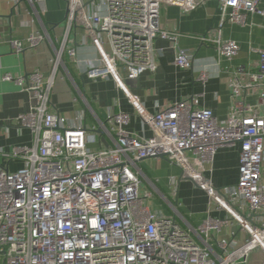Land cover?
Here are the masks:
<instances>
[{"label":"built area","instance_id":"built-area-1","mask_svg":"<svg viewBox=\"0 0 264 264\" xmlns=\"http://www.w3.org/2000/svg\"><path fill=\"white\" fill-rule=\"evenodd\" d=\"M27 1L34 9L44 2ZM64 1L65 32L53 48L50 73L35 69L25 76L2 75L29 95L28 107L16 121L30 130L32 141L0 148L5 160L22 161L12 171L0 165V264H239L252 250L264 253V49L250 47L258 64L235 68L233 103L224 120L186 99L149 112L125 80L155 71L154 40L170 42L175 66L193 64L190 52L176 45L181 34L161 27V8L190 11L206 0ZM263 1L216 0L219 22L199 40L212 45L219 60L233 59L240 47L222 37L224 23L244 24L246 14L264 16ZM75 25L89 36L93 58H78L77 47L67 45ZM45 40L51 42L48 34L35 30L9 43L20 53ZM64 53L82 66L87 79L112 78L138 114L141 132L147 128L150 135L128 130L131 115L126 111L110 109L97 125L54 111L50 96L59 67H64ZM198 79L204 83L207 73L201 71ZM247 89L256 93L255 103L241 96ZM97 135L111 144L103 146ZM235 145L237 181L217 190L206 173L220 148ZM160 154L238 223L246 234L240 246L215 238L228 218L209 215L186 229L174 216L156 215L148 208L144 199L149 192H139L137 163ZM234 205H246L250 215Z\"/></svg>","mask_w":264,"mask_h":264},{"label":"crops","instance_id":"crops-1","mask_svg":"<svg viewBox=\"0 0 264 264\" xmlns=\"http://www.w3.org/2000/svg\"><path fill=\"white\" fill-rule=\"evenodd\" d=\"M261 6H264V1ZM65 17L64 0H44L35 9L27 0H0V148L7 150L11 145L30 144L32 141L30 130L16 121L17 115L27 109L29 95L16 83L3 80L2 75L10 72L25 76L35 69L48 75L51 71L53 48L59 45L65 32ZM218 22L216 0H206L190 11L174 6L161 8V27L181 34L176 45L190 52L193 64L190 68L175 66L174 48L170 42L159 38L154 40L155 71L145 72L133 80H125L127 87L147 111L155 112L157 106L186 99L194 107L210 108L218 120L227 117L233 103L230 83L235 75V68L258 64V54L252 52L250 47L264 49V16L246 14L244 24L224 23L222 37L237 41L240 47L237 56L231 60H219L212 45L199 40V36L211 32ZM35 30L45 31L51 42L45 40L33 48L15 53L9 40L23 39ZM81 40L85 41L83 47ZM67 45L77 47L78 58H93L96 54L89 36L76 25L68 32ZM104 46L109 49L106 43ZM62 60L64 67H59L50 96L54 111L70 120L97 125L98 122L105 121L110 109L122 110L131 115L128 130L150 135L147 128L141 132L138 114L112 78L87 79L82 75V66L72 61L66 53ZM201 71L207 73L204 83L198 79ZM241 94L247 103L252 104L257 100L252 89L243 90ZM97 138L103 146L111 144L103 135H97ZM238 155L237 145L217 151L211 170L206 173L215 189L223 191L236 183ZM0 165L12 171L19 168L22 161H7L0 156ZM137 169L141 179L139 192L141 195L149 192L144 203L156 215L174 216L186 229L197 227L209 215L228 218L229 223L215 238L233 241L236 246L243 243L246 234L238 223L198 185L182 177L178 165L166 158L149 157L140 160ZM234 207L243 215H250L246 205ZM263 260L264 253L255 249L239 264H262Z\"/></svg>","mask_w":264,"mask_h":264},{"label":"water","instance_id":"water-1","mask_svg":"<svg viewBox=\"0 0 264 264\" xmlns=\"http://www.w3.org/2000/svg\"><path fill=\"white\" fill-rule=\"evenodd\" d=\"M159 158H165L164 154L158 155ZM188 180L192 181L190 178H187Z\"/></svg>","mask_w":264,"mask_h":264},{"label":"rangeland","instance_id":"rangeland-1","mask_svg":"<svg viewBox=\"0 0 264 264\" xmlns=\"http://www.w3.org/2000/svg\"><path fill=\"white\" fill-rule=\"evenodd\" d=\"M81 98V97H80Z\"/></svg>","mask_w":264,"mask_h":264}]
</instances>
